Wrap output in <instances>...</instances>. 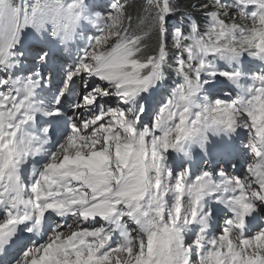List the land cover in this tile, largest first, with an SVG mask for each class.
Returning <instances> with one entry per match:
<instances>
[{
  "label": "snow or ice",
  "instance_id": "6c2138e0",
  "mask_svg": "<svg viewBox=\"0 0 264 264\" xmlns=\"http://www.w3.org/2000/svg\"><path fill=\"white\" fill-rule=\"evenodd\" d=\"M0 264H264V0H0Z\"/></svg>",
  "mask_w": 264,
  "mask_h": 264
},
{
  "label": "trees",
  "instance_id": "16d2710c",
  "mask_svg": "<svg viewBox=\"0 0 264 264\" xmlns=\"http://www.w3.org/2000/svg\"><path fill=\"white\" fill-rule=\"evenodd\" d=\"M109 2L111 3V0H109ZM131 2H133L135 4H139L141 2V0H131ZM181 2L186 3L187 0H181ZM85 3L88 4L87 0H85ZM179 20H180V17H179V15H177V17L173 18L171 21H169V23L172 25H176L179 22ZM171 80H178V78L176 77L174 72L169 71L168 81H171Z\"/></svg>",
  "mask_w": 264,
  "mask_h": 264
},
{
  "label": "rangeland",
  "instance_id": "374dc122",
  "mask_svg": "<svg viewBox=\"0 0 264 264\" xmlns=\"http://www.w3.org/2000/svg\"><path fill=\"white\" fill-rule=\"evenodd\" d=\"M73 65H74V64H73ZM76 86H77V87L80 86V81H79V80L76 81ZM225 90H226V89L223 88L222 91H225ZM228 90H230V89H228ZM229 98L234 99V98H235V93L233 92L232 95H231V97H229ZM229 98H227V99H229ZM242 133H243V132H242ZM242 139H245V137L242 138ZM236 141H237V138H234V141H233V142H236ZM245 151H246V150H241V153H243L244 157H247L248 155L245 154ZM231 165H232V164H226V165H223V164H222V165H219V166H213V165H210V168H211V169H215L216 171H219V169H220L221 167H223V168H230Z\"/></svg>",
  "mask_w": 264,
  "mask_h": 264
}]
</instances>
